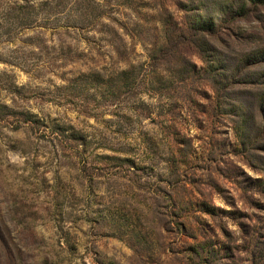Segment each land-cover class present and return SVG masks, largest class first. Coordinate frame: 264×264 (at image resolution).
I'll return each instance as SVG.
<instances>
[{
    "label": "rangeland",
    "instance_id": "374dc122",
    "mask_svg": "<svg viewBox=\"0 0 264 264\" xmlns=\"http://www.w3.org/2000/svg\"><path fill=\"white\" fill-rule=\"evenodd\" d=\"M0 264H264V0H0Z\"/></svg>",
    "mask_w": 264,
    "mask_h": 264
},
{
    "label": "trees",
    "instance_id": "16d2710c",
    "mask_svg": "<svg viewBox=\"0 0 264 264\" xmlns=\"http://www.w3.org/2000/svg\"><path fill=\"white\" fill-rule=\"evenodd\" d=\"M194 26L201 32H208L214 29V23H200L198 20L195 22Z\"/></svg>",
    "mask_w": 264,
    "mask_h": 264
},
{
    "label": "clouds",
    "instance_id": "9594fccd",
    "mask_svg": "<svg viewBox=\"0 0 264 264\" xmlns=\"http://www.w3.org/2000/svg\"><path fill=\"white\" fill-rule=\"evenodd\" d=\"M229 227H232L231 225H229Z\"/></svg>",
    "mask_w": 264,
    "mask_h": 264
}]
</instances>
